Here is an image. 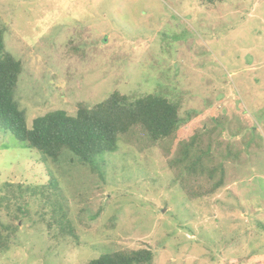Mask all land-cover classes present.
Listing matches in <instances>:
<instances>
[{
	"label": "rangeland",
	"instance_id": "obj_1",
	"mask_svg": "<svg viewBox=\"0 0 264 264\" xmlns=\"http://www.w3.org/2000/svg\"><path fill=\"white\" fill-rule=\"evenodd\" d=\"M0 19L6 49L23 65L14 100L29 117L71 112L79 99L92 106L113 87L129 96L178 88L182 118L191 113L186 141L193 129L200 137L188 156L177 149L181 134L153 146L139 134L119 140L100 174L69 163L67 152L57 163L7 138L0 194L4 183L14 197L27 192L0 205V224L16 227L0 264H86L139 248L153 264H264V0H0ZM121 56L127 68L116 72L112 57ZM92 76L102 80L95 86ZM199 149L223 168V183L190 201L167 160L188 165Z\"/></svg>",
	"mask_w": 264,
	"mask_h": 264
},
{
	"label": "trees",
	"instance_id": "obj_2",
	"mask_svg": "<svg viewBox=\"0 0 264 264\" xmlns=\"http://www.w3.org/2000/svg\"><path fill=\"white\" fill-rule=\"evenodd\" d=\"M199 1L202 4L216 5L225 0ZM6 27L0 19V146L5 144L7 138L13 137L23 147L37 151L41 158H48L57 163L60 161L61 155L67 152L71 155L69 163L76 158L81 166L100 174V166L103 165L102 155L116 151L119 140L128 141L137 134L143 138L139 140L150 146L170 139L178 141L177 136L181 134L182 141L177 149L182 150L183 156H188L190 150L200 141L199 134L194 129L190 140L186 141L184 130L191 113H186L187 117L182 118L183 100L176 93L178 88H174L175 90L169 87L166 88L167 90L157 88L155 91L158 92L153 94L138 92L137 96H129L127 93L116 91L117 87H113L114 91L107 93L108 97L92 106L78 102L79 99L75 100L71 112L69 110H54L40 115L32 114L29 117L19 110L14 100L23 65L20 60L14 59L6 49L4 42ZM101 42L96 41V45ZM75 51L79 52V49H75ZM112 58L117 67V69L114 68L116 72L123 70L125 72L127 68L124 62L125 58L121 56L120 61ZM60 68L61 66L57 65L53 67V70L62 76ZM67 75L70 76L68 73ZM67 75L65 74V76ZM105 77V75L102 76V79ZM96 78L92 76L90 79V82H93L91 84L95 86L102 80L99 78L96 81ZM172 83H177V80H173ZM45 87L50 92L56 90L50 79ZM17 95L18 93L16 98ZM212 121L217 122L218 118L212 117ZM201 151L203 150L199 149V154H196L193 160L185 166L182 165V159L167 160L168 166L175 168L177 176L180 177L177 182L180 191L190 201L210 196L223 183V168L218 165L213 168L209 161L204 163L200 155ZM204 174H207V181H201ZM215 174L220 175L219 179L211 183L210 187L205 188L204 185L210 179L212 180ZM47 184L51 189H56V182L53 179ZM3 188L6 191L0 194V205H3L5 209L10 208L11 197L20 201L21 194L27 192L26 189H21L17 192V197H14L10 185L4 183ZM32 192L31 194H34L35 190ZM22 207L24 206L20 203L15 207L16 213H12V219H17V212L21 213ZM94 219H97L96 216ZM67 225L68 223L64 221L61 231L67 233L71 238H75L76 231L67 230L64 227ZM105 229L103 228V230ZM0 231L6 232L5 234L0 232V251L5 252L10 248L9 245L16 227L11 224H0ZM153 260L154 256L150 249L139 248L113 251L86 264H153Z\"/></svg>",
	"mask_w": 264,
	"mask_h": 264
}]
</instances>
